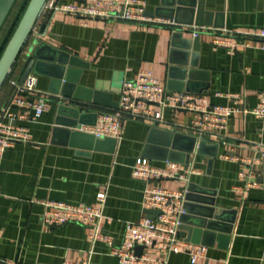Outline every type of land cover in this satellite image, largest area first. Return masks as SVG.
<instances>
[{"label": "crops", "instance_id": "1", "mask_svg": "<svg viewBox=\"0 0 264 264\" xmlns=\"http://www.w3.org/2000/svg\"><path fill=\"white\" fill-rule=\"evenodd\" d=\"M140 1L146 4L144 16L163 24L82 18L48 10L38 20L31 41L38 37L39 44L46 43L87 66L79 78L85 88L79 95L87 99L84 108L90 113L83 127H94L90 123H97L100 114L116 109L123 79L151 72L169 92L204 96L207 106L234 108L227 130L218 137L200 136L186 129L194 113L166 109L163 123L125 120L117 144L103 142L88 149L86 142L72 141L56 131L58 106L64 101L51 96L41 117L21 123L29 129L32 142L15 143L0 156L3 262L120 264L113 246L103 240L93 242L91 225L45 226L41 203L100 206L99 195L105 194V214L113 222L104 231L119 246L126 224L158 215L147 214L145 206L148 194L158 187L173 193L191 188L195 198L215 202L219 219L211 227L205 219L204 226H191L188 237L182 236L208 248L196 263L186 253L164 256L144 247L135 250L137 255L148 254L159 259L158 264H264V119L246 112L257 107L264 94V39L258 35L264 30V0H185L197 5L196 14L185 12L180 17L183 21L192 17V26L172 22L164 11L145 15L157 12L168 0ZM53 50L43 53L51 56ZM27 52L13 71L20 80L28 66ZM36 76L37 89L49 93L50 80ZM10 95L11 87L6 86L0 94V111ZM160 132L184 137L171 141ZM193 138L197 145L188 157ZM201 140L207 143L198 151ZM138 159L159 168H166L167 162L184 168L193 165L196 172L188 181L135 177L132 168ZM189 209L187 219L202 223L197 217L205 210L197 202Z\"/></svg>", "mask_w": 264, "mask_h": 264}, {"label": "built area", "instance_id": "2", "mask_svg": "<svg viewBox=\"0 0 264 264\" xmlns=\"http://www.w3.org/2000/svg\"><path fill=\"white\" fill-rule=\"evenodd\" d=\"M145 9V2L140 0H84L83 4L48 0L44 7V10L51 13H65L82 18L163 24L144 16ZM258 35L264 39V30ZM8 83L13 89V94L0 111V156L15 143L32 142L29 129L21 123L41 117L48 109V100L53 96L37 89L38 77L34 74H29L24 82L17 77H10ZM166 109L194 113L192 125L186 129L194 130L200 136L210 134L209 136L216 137L227 130L229 119L236 112L231 107L207 106L204 96L169 92L164 82L154 77L151 72H141L131 79L121 81L118 108L100 114L94 127H82V131L93 133L100 138L121 139L125 120L163 123ZM246 112L264 119V94L260 95L258 106ZM132 171L135 177L179 178L187 181L196 172L193 165L184 168L178 163L167 162L166 168H159L146 159H138ZM186 193L187 191L173 193L162 188H153L145 200V206L160 213L155 218L145 217L139 222L126 224L123 241L119 246H114L113 240L104 231V226L113 222V218L105 214V194L99 195L100 206L61 201L42 202V221L47 227H59L74 222L91 225L94 228L91 235L93 242L103 240L113 246V253L118 257L120 264L161 263L159 259L148 254L137 255V247L148 248L164 256L186 253L191 257V261L196 263L207 255L208 248L187 242L180 235L179 227L184 213ZM0 264L10 263L0 260Z\"/></svg>", "mask_w": 264, "mask_h": 264}, {"label": "water", "instance_id": "3", "mask_svg": "<svg viewBox=\"0 0 264 264\" xmlns=\"http://www.w3.org/2000/svg\"><path fill=\"white\" fill-rule=\"evenodd\" d=\"M18 0H0V34L13 10ZM48 0H29L17 27L15 28L12 36L10 37L1 57H0V93L7 82L8 78L12 75L15 65L17 64L20 56L26 52H28L24 57L25 63H27V67L25 72L22 75L21 82H24L26 77L33 73L39 75L44 78H48L50 80L49 83V93L59 98V101H64V103H60L57 111V132H63L66 136L72 139V141L76 142H86V146L88 149H93L95 145H100L103 142H111L112 144H117L118 139L112 137H97L95 134L90 132L82 131L83 125H86L87 115L90 113L87 109L84 108V102L87 99H84L79 95V90H85L83 86L79 84V78L82 74V69L87 67L82 62H79L75 57L70 56L69 54L55 50L54 48H50L46 43L39 44V38H34L31 41V37L33 36L34 30L37 26L38 20L43 13L44 7ZM195 6H197L194 2L191 4H187L185 0H171L162 2L160 8H158L157 12H147L145 15L158 16L160 15V11L166 12L164 17H167L172 22L175 21L180 23L181 25H193L192 17L183 21L180 17L183 13L187 12L188 14H196L194 11ZM46 49H54L53 55L47 56L43 52ZM91 93L92 90H86ZM67 102V103H66ZM118 105L115 106L116 109ZM94 118L98 117L97 113L92 114ZM90 125L95 126L96 121L90 123ZM158 129H154L153 132H158ZM167 139L171 141L177 140L180 137H184L183 135L177 133L174 134L172 132H160ZM93 142V147L92 144ZM151 142V141H149ZM192 142H194L191 148L187 151L188 157L190 153L194 152L195 147L197 145V139L193 138ZM205 140L199 141L198 151L206 144ZM166 146H169V143L166 142ZM149 147V144H148ZM173 150L177 152V148L173 145ZM173 152V153H175ZM185 155V154H184ZM168 161H176L173 158H166ZM192 189L189 188L185 197L184 204V213L181 216V225L180 235L188 237V232H190L191 226H204L205 219H209V227L211 223L215 220L219 219V216L215 214V210L213 208L215 202H207L201 198H195L192 195ZM205 191H201L204 193ZM207 193V192H205ZM192 202H197L201 209L205 210V213H198L201 217H197L199 221L202 223H198L195 221H189L187 216L192 209H189V206L192 205ZM202 205V206H201ZM203 205H208L204 207ZM198 208V207H197ZM195 212V211H194ZM198 212V211H197ZM146 213L150 216L157 215L160 212L157 210H146ZM187 242H192L189 238H187ZM193 244H198L193 241ZM137 251L141 250L142 247H137Z\"/></svg>", "mask_w": 264, "mask_h": 264}, {"label": "rangeland", "instance_id": "4", "mask_svg": "<svg viewBox=\"0 0 264 264\" xmlns=\"http://www.w3.org/2000/svg\"><path fill=\"white\" fill-rule=\"evenodd\" d=\"M26 0H18L15 7L13 8V11L11 12L1 34H0V46L4 43L6 38L8 37L10 31L12 30V26L16 19L19 16V13L21 11L22 6L24 5Z\"/></svg>", "mask_w": 264, "mask_h": 264}, {"label": "trees", "instance_id": "5", "mask_svg": "<svg viewBox=\"0 0 264 264\" xmlns=\"http://www.w3.org/2000/svg\"><path fill=\"white\" fill-rule=\"evenodd\" d=\"M17 2H18V1H17ZM28 2H29V0H26V1H25L24 5H23L22 8H21V11H20V13H19L18 18L16 19V21L14 22V24H13V26H12V30L10 31V33H9L8 37L6 38V40L4 41V43L0 46V57H1V55H2V53H3V51H4V49H5V47H6L7 43H8V41H9V39H10V37L12 36V34H13L15 28L17 27L18 22H19V20H20V18H21V16H22V14H23V12H24V10H25V8H26ZM12 11H13V10H12ZM18 61H19V60H18ZM17 63H18V62H17ZM16 66H17V64L15 65V68H16ZM15 68H14V69H15ZM13 71H14V70H13ZM10 77H13V73H12V75H11ZM10 77L8 78L7 82L5 83V85H4L3 89H2V91L4 90V88H5L6 86H10L9 83H8ZM10 87H11V86H10ZM2 91H1V92H2ZM0 94H1V93H0ZM12 94H13V89H12V87H11V95H10L9 100L11 99ZM9 100H8V101H9Z\"/></svg>", "mask_w": 264, "mask_h": 264}]
</instances>
